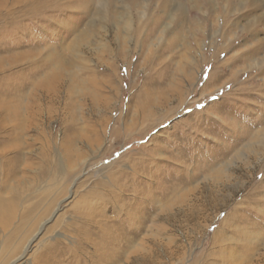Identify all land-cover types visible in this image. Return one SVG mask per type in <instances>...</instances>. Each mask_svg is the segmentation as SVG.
<instances>
[{
	"label": "rangeland",
	"instance_id": "1",
	"mask_svg": "<svg viewBox=\"0 0 264 264\" xmlns=\"http://www.w3.org/2000/svg\"><path fill=\"white\" fill-rule=\"evenodd\" d=\"M263 44L264 0H0V264H264Z\"/></svg>",
	"mask_w": 264,
	"mask_h": 264
},
{
	"label": "bare ground",
	"instance_id": "2",
	"mask_svg": "<svg viewBox=\"0 0 264 264\" xmlns=\"http://www.w3.org/2000/svg\"><path fill=\"white\" fill-rule=\"evenodd\" d=\"M259 44H261V43H259ZM264 45V44H263ZM259 46V45H258ZM259 48V47H258ZM263 63V62H262ZM258 66H260V64H258ZM258 68H260V67H258ZM260 70V69H259ZM261 72V71H260ZM263 72V71H262ZM212 74V73H211ZM57 79V78H56ZM46 87V86H45ZM14 107V106H13ZM3 108H4V112H5V114H4V117L7 119V121L8 120H10L11 119V114L14 112L12 109H11V106H3ZM15 108V107H14ZM12 110V111H11ZM14 110H18V109H14ZM17 113V112H16ZM15 112L13 113V120H14V115L16 114ZM18 114V113H17ZM1 115V114H0ZM31 115V114H30ZM3 115H1L0 117H2ZM19 117H22V119H26L27 120V118H26V116H23V115H18ZM3 120V122H6V120H4V119H2ZM263 121V120H262ZM259 122V121H258ZM263 124V123H262ZM241 131V130H240ZM254 131V130H253ZM244 133V132H243ZM245 134V137L244 138H246L247 137V134H248V131L247 132H245L244 133ZM242 135V134H241ZM249 136H248V140H247V142H249V140H251L252 138H254V137H257L259 140H262L263 141V146H264V125L263 126H261L260 128H256V130H255V133L254 134H248ZM237 137V136H236ZM240 137V136H239ZM243 138V137H242ZM235 139V138H234ZM240 140H241V138H240ZM237 141H239V140H237ZM247 142H243L242 143V141L240 142V143H242L243 144V146L244 145H246L247 144ZM234 143V142H233ZM237 144V143H236ZM230 145V144H229ZM233 145H235V143L233 144ZM228 147V146H227ZM237 151V150H236ZM235 151V152H236ZM227 152H229L228 150H227ZM226 152V153H227ZM225 155V154H224ZM178 200V199H177ZM181 201V200H180ZM171 208V207H170ZM176 209V208H175ZM189 211H190V208L188 209ZM186 213V212H185ZM193 213H191V215H192ZM186 215V214H185ZM89 216L88 215H86V216H84V219H87ZM84 232H85V230H84ZM83 232V234H82V239H85V233H87L88 234V232L86 231L85 233ZM129 236L127 235V236H124L123 238H121L119 241H120V245H121V249L122 250H120L119 248V251H117V252H113L112 254H111V257L109 258L108 256L109 255H107L106 253V255L105 254H103L102 256H97V258L95 259V261L96 260H100L101 258H103V257H107V259L108 260H110V264H114L115 262H116V260L119 258H121L122 259V257L124 256V258H128V257H126V256H128V255H126V253H127V251H128V249H127V247L124 245L126 242H128L129 241ZM116 240V239H115ZM85 241V240H84ZM115 242V241H114ZM99 245V244H98ZM143 248V247H142ZM142 251V250H141ZM120 254V255H119ZM137 254V253H136ZM113 255H115V256H113ZM129 261L128 262H131V260H132V258H131V256H130V258L128 259ZM134 261H140V262H143V260H142V258L140 257V256H138V255H136V256H134V259H133ZM123 262H124V260H123ZM138 263V262H137Z\"/></svg>",
	"mask_w": 264,
	"mask_h": 264
}]
</instances>
